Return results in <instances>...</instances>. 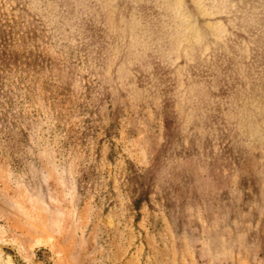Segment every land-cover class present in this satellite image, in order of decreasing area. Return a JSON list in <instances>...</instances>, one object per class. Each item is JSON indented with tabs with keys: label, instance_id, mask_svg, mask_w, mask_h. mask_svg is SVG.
I'll return each instance as SVG.
<instances>
[{
	"label": "rangeland",
	"instance_id": "1",
	"mask_svg": "<svg viewBox=\"0 0 264 264\" xmlns=\"http://www.w3.org/2000/svg\"><path fill=\"white\" fill-rule=\"evenodd\" d=\"M0 264H264V0H0Z\"/></svg>",
	"mask_w": 264,
	"mask_h": 264
},
{
	"label": "trees",
	"instance_id": "2",
	"mask_svg": "<svg viewBox=\"0 0 264 264\" xmlns=\"http://www.w3.org/2000/svg\"><path fill=\"white\" fill-rule=\"evenodd\" d=\"M1 34V33H0Z\"/></svg>",
	"mask_w": 264,
	"mask_h": 264
}]
</instances>
